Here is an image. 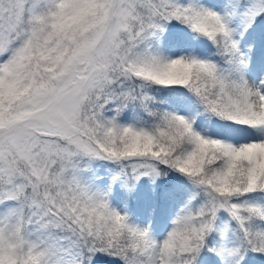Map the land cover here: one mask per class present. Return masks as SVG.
I'll return each mask as SVG.
<instances>
[{
  "label": "snow or ice",
  "instance_id": "6c2138e0",
  "mask_svg": "<svg viewBox=\"0 0 264 264\" xmlns=\"http://www.w3.org/2000/svg\"><path fill=\"white\" fill-rule=\"evenodd\" d=\"M0 264H264V0H0Z\"/></svg>",
  "mask_w": 264,
  "mask_h": 264
}]
</instances>
